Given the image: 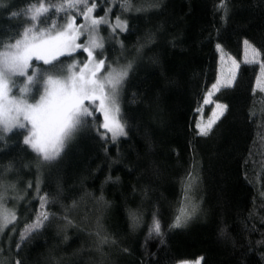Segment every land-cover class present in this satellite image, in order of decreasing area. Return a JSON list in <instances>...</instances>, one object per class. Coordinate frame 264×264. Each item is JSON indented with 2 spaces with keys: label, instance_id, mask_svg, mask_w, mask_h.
<instances>
[{
  "label": "trees",
  "instance_id": "1",
  "mask_svg": "<svg viewBox=\"0 0 264 264\" xmlns=\"http://www.w3.org/2000/svg\"><path fill=\"white\" fill-rule=\"evenodd\" d=\"M10 2L12 11L22 12L39 0ZM95 2L98 7L94 15L103 16L104 9L111 7L108 19L114 24L119 0ZM220 3L161 0V7L147 15L122 14L129 27L125 32L117 29L115 40L110 38L108 27L100 28L105 39L103 57L109 60L121 55L117 40L131 48L145 31L157 35L131 73L123 95L121 110L128 122V135L113 142L107 133V143L95 130L79 137L58 165L42 170L39 193L35 167H23L35 160L30 149L22 151L26 147L22 145L23 137L12 136L6 145L0 142V170L9 162L18 170L6 179L17 181L21 194L28 182L33 185L27 189L26 201L18 206L19 224L13 239L0 237L4 255L24 264H44L49 249H53L60 264H101L94 250L95 237L88 235L95 230L96 217L101 216L116 241L111 247L105 246L103 264H181L198 260L200 264H264V244H257L264 240V92L257 86L260 65L264 63V0H225L227 16L218 7ZM23 20L22 15L11 19L0 10V31L15 30ZM245 40L260 52L258 62L242 60ZM221 53L233 58L239 68L233 83L213 95V104L227 108L209 135L201 136L196 126L199 112L203 109L204 117L211 113L210 107L203 108L204 97L217 81ZM152 56L159 58V64L151 63L148 57ZM77 58L82 61L86 54ZM133 93L137 94V102H132ZM97 117L99 125L103 119L100 114ZM99 132L106 130L100 128ZM189 172L198 177L191 197L200 204L201 211L185 226L169 228L184 200L183 187ZM109 176L112 179L105 183ZM58 183L64 189L60 196L64 205L90 194L69 214L76 227L69 226L65 233V213L60 203L46 205L47 211L55 214L51 223L30 243L16 249L19 231L45 210L39 196L47 193L50 199L55 197ZM101 194L110 202L107 209L92 198ZM25 203L29 205L27 211ZM8 206H14L11 199ZM137 209L143 214L142 221L132 229L128 212ZM157 209L163 244L154 233L149 235L152 214ZM221 228H226L231 239L221 236Z\"/></svg>",
  "mask_w": 264,
  "mask_h": 264
},
{
  "label": "snow or ice",
  "instance_id": "2",
  "mask_svg": "<svg viewBox=\"0 0 264 264\" xmlns=\"http://www.w3.org/2000/svg\"><path fill=\"white\" fill-rule=\"evenodd\" d=\"M107 2V0H105ZM98 5L95 0H56L55 3H46L39 0L38 4H30L22 12L12 11L10 0H0V10L9 14L11 19H17L21 15L24 20L14 29L0 31V142L5 145L12 137L22 136V151L31 150L35 160L23 165L25 168L35 167L37 176L35 188L40 192V174L43 169H51L60 163L67 149L83 135L95 130L105 143L107 133H111L110 139L115 142L119 137L127 136L128 122L123 118L121 102L131 73L144 59L145 49L156 42V32L147 30L139 36L131 46L126 47L123 41H118L120 57L109 60L103 57L105 51V39L99 36L101 26L110 29V38H117V29L120 32L128 30V19H122L121 15L127 13L144 14L161 7V0H119V13L116 15V23L113 25L108 19L111 7L104 9L105 15H93ZM218 7L223 8L227 16L229 9L225 0H221ZM82 17V23H77V18ZM223 18V17H222ZM244 44L251 51V60L246 57V62H256L260 52L245 40ZM220 49V45H217ZM82 50V51H81ZM98 50V51H97ZM87 53L84 60L77 57ZM103 57V58H97ZM121 58L124 62H121ZM152 64H159V58L148 57ZM264 73V63L261 65ZM239 64L232 60L229 75L225 77V85L230 86L236 78V70ZM219 79L212 85V89L219 90ZM257 86L264 92V82L257 77ZM255 91V89L253 90ZM209 92L204 97V102L209 103ZM137 94H132V102H137ZM226 105L216 104L212 117L207 124L197 123L199 135L208 136L213 130V125L223 115ZM97 114L103 118V122L97 125ZM103 128L106 132L100 133ZM11 134V136H9ZM15 146V145H14ZM107 152V149H105ZM115 162V161H114ZM18 172L15 165L9 162L0 170V237L7 235L9 241L13 239L12 233L17 231L19 224L17 218L18 206L21 201H26L27 189L32 188V182L21 190L17 187V181L6 177ZM112 177L106 178L105 183ZM119 180V177L116 178ZM115 182V181H114ZM198 183V177L192 172L188 173V180L184 182V200L180 202L177 214L169 228H180L201 211L200 204L192 200L191 192ZM64 193L62 184H57V195L49 198L46 193L39 196L40 206L44 211L38 212L35 219L25 223L19 231L16 249H21L32 239L41 234L46 228L54 213L46 209V205L60 203L66 222L62 230L66 233L69 226L76 227L69 219V214L84 202L85 193L79 200H73L71 205H64L60 196ZM97 205L107 209L110 202L105 200L103 194L92 197ZM13 207H9V201ZM27 211L29 205L24 204ZM142 212L129 210L128 218L130 228H137L142 221ZM159 210L152 214V224L149 235L153 233L164 243V233L158 218ZM87 220V213L84 217ZM11 226L10 231H6ZM221 236L231 239L226 228L220 229ZM94 236V250L103 258L106 256L105 246L111 247L116 243L112 235L108 233L102 217L97 216L95 230L88 233ZM64 239L68 237L65 234ZM235 246V240H232ZM264 244V240L257 241ZM124 251H127L125 249ZM0 248V264H24L20 259L12 260L10 255H4ZM8 252L11 253L9 247ZM264 259V254L261 255ZM44 264H60V260L54 255V250L49 249Z\"/></svg>",
  "mask_w": 264,
  "mask_h": 264
},
{
  "label": "rangeland",
  "instance_id": "3",
  "mask_svg": "<svg viewBox=\"0 0 264 264\" xmlns=\"http://www.w3.org/2000/svg\"><path fill=\"white\" fill-rule=\"evenodd\" d=\"M93 15H94V13H93ZM82 21H83V18H81L79 20L77 19V23H82ZM102 27H104V26H101V29H102ZM105 27H107V26H105ZM99 36H101L100 31H99ZM85 54L87 56V53H85ZM246 57H247L248 60H251V58H252L251 57V51H250V49H247L246 46H245L244 52H243V58H242V60L245 61V62H246ZM232 60H234V59L231 58V57H229V56H227V55H225V54H223V53L220 54L219 72H218V78H217V80L219 79V81H220V84L218 86L219 89L222 88V87L228 86V85H225V77H227L229 75V72H230V69H231V66H232ZM258 60H259V58L256 57V62H258ZM259 76L262 78V82H264V73H262L260 71ZM216 83H217V81H216ZM258 88L260 89V87H258ZM217 91L218 90H214L212 88L210 89L209 92L212 93V95L209 97V101L210 102L207 103V104L204 102L203 108L205 109V108H209L210 107L211 108V113H210V115H208V117H204V114H203L204 112H203V109H202L199 112V118H198L197 123H200L201 125H205V124H207V122L209 121V119L212 117L213 111L216 109V104H213L212 98H213V95ZM221 117H222V115L219 117V119ZM198 131H199V129H198ZM109 135L111 137V133H109ZM181 264H200V261L198 260V261H195V262H185V263H181Z\"/></svg>",
  "mask_w": 264,
  "mask_h": 264
}]
</instances>
